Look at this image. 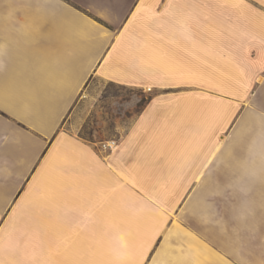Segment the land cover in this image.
Wrapping results in <instances>:
<instances>
[{"label": "crops", "instance_id": "0c3cea01", "mask_svg": "<svg viewBox=\"0 0 264 264\" xmlns=\"http://www.w3.org/2000/svg\"><path fill=\"white\" fill-rule=\"evenodd\" d=\"M95 77L150 92L106 157ZM0 264H264V0H0Z\"/></svg>", "mask_w": 264, "mask_h": 264}, {"label": "rangeland", "instance_id": "374dc122", "mask_svg": "<svg viewBox=\"0 0 264 264\" xmlns=\"http://www.w3.org/2000/svg\"><path fill=\"white\" fill-rule=\"evenodd\" d=\"M149 94L140 88L121 86L95 77L81 93L63 128L90 145L94 154L106 157L112 150L104 148L103 143L115 140L119 144L123 140Z\"/></svg>", "mask_w": 264, "mask_h": 264}, {"label": "bare ground", "instance_id": "6f19581e", "mask_svg": "<svg viewBox=\"0 0 264 264\" xmlns=\"http://www.w3.org/2000/svg\"><path fill=\"white\" fill-rule=\"evenodd\" d=\"M203 132H204V134L207 133V131H203ZM109 144H111V150L112 151H116L119 148V144L116 143V141L113 143L111 140H109ZM49 168L50 169H54V163L50 164ZM50 184H54V172H53V174L51 173L50 176H49L48 185H50Z\"/></svg>", "mask_w": 264, "mask_h": 264}, {"label": "built area", "instance_id": "2783aa9c", "mask_svg": "<svg viewBox=\"0 0 264 264\" xmlns=\"http://www.w3.org/2000/svg\"><path fill=\"white\" fill-rule=\"evenodd\" d=\"M113 143L115 142V140H111ZM103 147L104 148H111V144H109V141H106L105 143H103Z\"/></svg>", "mask_w": 264, "mask_h": 264}, {"label": "snow or ice", "instance_id": "6c2138e0", "mask_svg": "<svg viewBox=\"0 0 264 264\" xmlns=\"http://www.w3.org/2000/svg\"><path fill=\"white\" fill-rule=\"evenodd\" d=\"M258 7L260 6V5H257Z\"/></svg>", "mask_w": 264, "mask_h": 264}]
</instances>
